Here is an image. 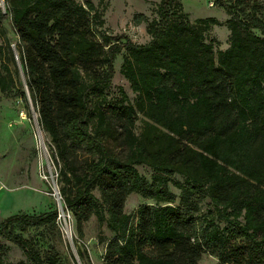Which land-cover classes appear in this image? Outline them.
<instances>
[{
  "label": "trees",
  "instance_id": "1",
  "mask_svg": "<svg viewBox=\"0 0 264 264\" xmlns=\"http://www.w3.org/2000/svg\"><path fill=\"white\" fill-rule=\"evenodd\" d=\"M2 1L38 125L59 165L64 206L77 227L94 217L113 235L103 264H198L204 254L217 264H264V8L215 0L229 17L228 47L215 52L206 33L220 23L191 24L179 0H158L152 20L133 17L145 25V45L101 31L90 1ZM1 20L0 6V40ZM122 53L119 73L132 102L121 90L118 99L105 96ZM12 87L4 68L0 92ZM139 166L151 171L149 181ZM132 194L153 205L126 214ZM56 217L4 219L0 240L23 260H6L0 244V264H58L53 250L41 255L22 236ZM77 255L88 264L85 252Z\"/></svg>",
  "mask_w": 264,
  "mask_h": 264
},
{
  "label": "rangeland",
  "instance_id": "2",
  "mask_svg": "<svg viewBox=\"0 0 264 264\" xmlns=\"http://www.w3.org/2000/svg\"><path fill=\"white\" fill-rule=\"evenodd\" d=\"M85 1H90L101 13L104 23L101 31L112 36H124L137 45H145L149 42L145 25H135L133 17L143 14L148 20L154 19L158 0H103L101 4L100 0H77L80 4ZM254 1L264 8V0ZM179 2L191 24L200 19L217 20L221 26L211 27L206 33L207 40L213 43L215 52L227 49L229 32L225 23L229 17L216 5L215 0H179ZM0 6L1 22L5 31L4 37L0 40V75H4V68H7L13 79V87L9 92H0L1 223L15 214L40 215L57 211L58 203L52 195L53 185L50 175H55L59 165H56L52 158L49 138L38 125L19 60L18 38L11 29L3 1ZM261 16L264 17V11ZM97 40L99 41L98 37ZM123 55L124 53L119 55L114 62L111 87L105 91V96L107 100L118 99L121 90L132 102L134 95L119 73ZM136 125L138 129L140 122ZM136 170L141 177L150 180L151 171L148 168L139 166ZM175 180L181 181L178 177H175ZM57 186L60 189V184ZM169 191L176 197L179 196V191L171 186ZM95 196L99 197L98 193H95ZM144 205L152 206L153 203L132 194L125 201L124 212L131 215ZM208 205V201L201 205V214L207 211ZM70 215L67 229L71 241L65 234L62 219H56L53 225L29 229L22 236L29 239L41 255L53 250L59 256L58 264H82L77 249L85 252L88 264H103L105 244L113 235L94 217L77 227L71 213ZM0 244L5 248L3 257L6 260L11 262L23 260L21 252L16 247L2 240ZM217 262L216 258L204 254L198 264H217Z\"/></svg>",
  "mask_w": 264,
  "mask_h": 264
},
{
  "label": "built area",
  "instance_id": "3",
  "mask_svg": "<svg viewBox=\"0 0 264 264\" xmlns=\"http://www.w3.org/2000/svg\"><path fill=\"white\" fill-rule=\"evenodd\" d=\"M46 153V151H45ZM46 179V177H44ZM50 178L52 179V185H53V188H52V192H53V197L56 199L57 203H58V209L56 211L57 213V217L56 219L58 220H61L63 221L64 223V231H65V234L66 236L68 237V239H70L71 241V237H70V234H69V231L67 229V220L70 219V212L65 208L64 206V203H63V199H62V196L60 194V190L58 189V171L55 173V175H50Z\"/></svg>",
  "mask_w": 264,
  "mask_h": 264
}]
</instances>
